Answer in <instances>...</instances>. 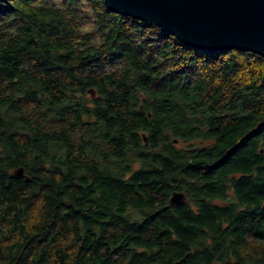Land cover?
<instances>
[{
  "label": "trees",
  "instance_id": "16d2710c",
  "mask_svg": "<svg viewBox=\"0 0 264 264\" xmlns=\"http://www.w3.org/2000/svg\"><path fill=\"white\" fill-rule=\"evenodd\" d=\"M188 251L264 264V54L203 51L104 0H0V264Z\"/></svg>",
  "mask_w": 264,
  "mask_h": 264
},
{
  "label": "water",
  "instance_id": "95a60500",
  "mask_svg": "<svg viewBox=\"0 0 264 264\" xmlns=\"http://www.w3.org/2000/svg\"><path fill=\"white\" fill-rule=\"evenodd\" d=\"M110 11L149 20L164 31L203 51L252 49L264 54V0H104ZM88 91L95 96L96 90ZM147 139V136L144 135ZM23 166L12 176H25ZM186 200L184 191L175 190L170 203ZM188 251L174 264H184Z\"/></svg>",
  "mask_w": 264,
  "mask_h": 264
},
{
  "label": "rangeland",
  "instance_id": "374dc122",
  "mask_svg": "<svg viewBox=\"0 0 264 264\" xmlns=\"http://www.w3.org/2000/svg\"><path fill=\"white\" fill-rule=\"evenodd\" d=\"M90 27H91V24L88 25V28H90Z\"/></svg>",
  "mask_w": 264,
  "mask_h": 264
}]
</instances>
